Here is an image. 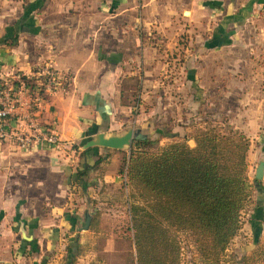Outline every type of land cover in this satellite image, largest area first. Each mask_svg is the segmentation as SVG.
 Instances as JSON below:
<instances>
[{"label":"crops","instance_id":"1","mask_svg":"<svg viewBox=\"0 0 264 264\" xmlns=\"http://www.w3.org/2000/svg\"><path fill=\"white\" fill-rule=\"evenodd\" d=\"M2 2L0 81L44 65L63 74L39 119L76 152L0 138V264L111 263L101 221L75 229L85 194L119 181L117 149L77 151L95 132L164 129L194 145L201 114L233 112L264 163V0ZM77 165L90 167L77 176Z\"/></svg>","mask_w":264,"mask_h":264},{"label":"trees","instance_id":"2","mask_svg":"<svg viewBox=\"0 0 264 264\" xmlns=\"http://www.w3.org/2000/svg\"><path fill=\"white\" fill-rule=\"evenodd\" d=\"M189 134L194 146L186 137L155 151L148 148L154 141L148 137L130 146L128 177L142 186L145 200L130 205L138 264H172L179 250L176 230L195 237L202 254L216 258L241 227V210L251 201L254 187L264 194L262 181H251L246 172L250 141L241 130L209 123ZM96 147L77 151L81 156ZM89 167L78 166L77 176ZM262 197L256 206L263 205ZM66 249L72 250L69 244ZM259 253L264 258V241Z\"/></svg>","mask_w":264,"mask_h":264},{"label":"rangeland","instance_id":"3","mask_svg":"<svg viewBox=\"0 0 264 264\" xmlns=\"http://www.w3.org/2000/svg\"><path fill=\"white\" fill-rule=\"evenodd\" d=\"M2 3V0H0V8ZM64 90H66V88ZM132 107V111L135 113L138 108L137 103ZM209 123L224 126L231 125L233 128L241 130L248 137L250 144L245 157L247 162L246 172L249 179L252 181L258 164L256 155H254V130L250 129L251 131H248V133L244 131L239 126L237 115L233 112L219 114L211 111L210 113L201 114V117L197 118L192 130L188 133H192V131L195 133L198 127L205 126ZM141 132H148L146 137L154 140L153 142L150 141L151 143L149 142L150 144H148V148L154 151L158 150L165 143L178 139V137H172L173 135L164 129L156 130L153 128L149 130L143 127ZM169 132L171 131L169 130ZM129 152L130 146L117 149V153L120 155V164L117 169L119 181L115 184H111V186L110 184H102L103 187H100L99 192L96 191L97 194L94 197L85 194V209L81 215V222L83 223L84 213L87 211L90 215V221L92 216L93 219H96L95 224L101 221L104 227H107L106 231L111 233L110 239L113 242L114 252L110 260L111 263L116 264H138L131 223L130 205L132 203L143 204L145 200L143 199L144 194L142 186L139 184H132L129 180ZM263 177L260 179L262 181V186H264ZM259 193L260 191L257 187H254L251 201L241 210V227L230 239L226 248L221 251L216 258L207 257L202 254L197 247L195 237H191L185 231L176 230L175 235L177 237L179 250L172 264H264V258L259 253V247L264 241V194L262 195ZM258 196H263V205H261V207L255 205ZM98 202L100 207H98ZM101 214L102 216H100ZM83 223H80L79 226ZM75 229L79 231L77 228ZM80 249L82 250V248Z\"/></svg>","mask_w":264,"mask_h":264},{"label":"built area","instance_id":"4","mask_svg":"<svg viewBox=\"0 0 264 264\" xmlns=\"http://www.w3.org/2000/svg\"><path fill=\"white\" fill-rule=\"evenodd\" d=\"M15 73L6 87L0 81V138L8 137L18 149L47 146L56 151L76 152L74 143L59 137L53 121L42 122L39 113L46 103V95L66 88L65 77L52 66L44 65L35 76ZM16 79V83L11 80ZM7 119L15 121L14 126ZM7 125V126H6ZM69 153V157L71 156Z\"/></svg>","mask_w":264,"mask_h":264},{"label":"water","instance_id":"5","mask_svg":"<svg viewBox=\"0 0 264 264\" xmlns=\"http://www.w3.org/2000/svg\"><path fill=\"white\" fill-rule=\"evenodd\" d=\"M146 133L141 132L139 128L129 126L121 131H98L91 135L89 139L85 141L82 148H88L91 146L110 147L114 149H122L131 146L133 140L139 138H145ZM264 174V163L259 162L256 166L255 175L257 179H261ZM90 222V215L87 211L84 213V223L78 226L77 229L87 228Z\"/></svg>","mask_w":264,"mask_h":264}]
</instances>
